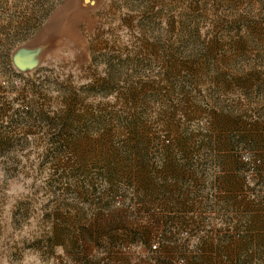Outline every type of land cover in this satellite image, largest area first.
<instances>
[{"label": "rangeland", "instance_id": "1", "mask_svg": "<svg viewBox=\"0 0 264 264\" xmlns=\"http://www.w3.org/2000/svg\"><path fill=\"white\" fill-rule=\"evenodd\" d=\"M1 20L0 264H264V0Z\"/></svg>", "mask_w": 264, "mask_h": 264}, {"label": "crops", "instance_id": "2", "mask_svg": "<svg viewBox=\"0 0 264 264\" xmlns=\"http://www.w3.org/2000/svg\"><path fill=\"white\" fill-rule=\"evenodd\" d=\"M0 22H3V20H1Z\"/></svg>", "mask_w": 264, "mask_h": 264}, {"label": "built area", "instance_id": "3", "mask_svg": "<svg viewBox=\"0 0 264 264\" xmlns=\"http://www.w3.org/2000/svg\"><path fill=\"white\" fill-rule=\"evenodd\" d=\"M154 247H156V246L154 245Z\"/></svg>", "mask_w": 264, "mask_h": 264}]
</instances>
